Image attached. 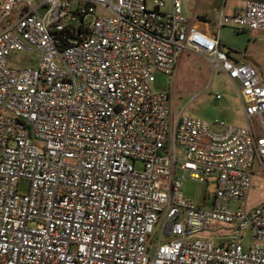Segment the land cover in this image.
<instances>
[{"label":"built area","instance_id":"1","mask_svg":"<svg viewBox=\"0 0 264 264\" xmlns=\"http://www.w3.org/2000/svg\"><path fill=\"white\" fill-rule=\"evenodd\" d=\"M169 1L0 0V264H264V203L246 209L264 87ZM223 26L263 33L264 3L221 11ZM185 52L235 86L246 126L173 115L154 74ZM187 172L209 207L184 195Z\"/></svg>","mask_w":264,"mask_h":264},{"label":"rangeland","instance_id":"2","mask_svg":"<svg viewBox=\"0 0 264 264\" xmlns=\"http://www.w3.org/2000/svg\"><path fill=\"white\" fill-rule=\"evenodd\" d=\"M163 1L165 2L164 11H168L170 1ZM244 1L264 3V0H182V14L191 18L196 14L206 13L209 18L216 20L217 13L223 5H226V8H236L242 6ZM98 13L103 12L98 10ZM226 14L229 13L226 12ZM216 36L221 45L243 54L239 62L255 67L264 87V34L251 36L248 32L224 26L217 29ZM37 58V53H11L8 62L14 68H35ZM152 87L156 91L169 94L170 107L174 116L183 114L202 120L217 119L234 126H246L235 86L222 72H213L209 61L202 55L183 53L173 75L170 77L163 73H155ZM216 95H219L218 99ZM252 172L254 175L247 197V211L264 203V170L257 160L253 163ZM178 173L181 174V172ZM184 178L182 188L184 195L197 206L209 207L210 186L207 185L203 176L200 173L187 172ZM26 190V181H20L18 191L24 193ZM230 207L234 208L235 204H231ZM224 227L225 225L214 227L202 232V235L212 236L213 231L217 228L223 231Z\"/></svg>","mask_w":264,"mask_h":264},{"label":"crops","instance_id":"3","mask_svg":"<svg viewBox=\"0 0 264 264\" xmlns=\"http://www.w3.org/2000/svg\"><path fill=\"white\" fill-rule=\"evenodd\" d=\"M245 2V1H244ZM243 2V3H244ZM242 6L236 7V8H226V5H223V7L221 8L220 12L223 11L224 13H231L234 10H240ZM220 12L217 13L218 17L216 18V20L209 18V16H207L206 13H199L196 14V16L188 18L189 21L196 26L199 30L203 31L204 33L208 34V35H212L214 37L216 36L217 33V29H220L222 27H218V19H219V15ZM187 18V17H186ZM224 27V26H223ZM241 32H248V31H241ZM250 33V32H248ZM260 34V33H258ZM264 34V32H263ZM251 36H256L250 33ZM218 39V37H217ZM219 41V40H218ZM220 44V41H219ZM221 45V44H220ZM237 51V50H236ZM239 52V51H238ZM240 59L239 60H235L237 63H240L239 61L243 58V54L240 52ZM230 57V56H229ZM180 60V58H179ZM179 62V61H178ZM248 64V63H246ZM178 65V64H177ZM250 65V64H249ZM252 66V65H251ZM177 67V66H176ZM255 68V67H254ZM219 96V95H218ZM240 101V100H239ZM241 110H242V105H241ZM243 114V113H242Z\"/></svg>","mask_w":264,"mask_h":264},{"label":"water","instance_id":"4","mask_svg":"<svg viewBox=\"0 0 264 264\" xmlns=\"http://www.w3.org/2000/svg\"><path fill=\"white\" fill-rule=\"evenodd\" d=\"M220 49L225 52L228 56H230L231 58H233L234 60H239L240 59V52L230 49L224 45H220Z\"/></svg>","mask_w":264,"mask_h":264}]
</instances>
